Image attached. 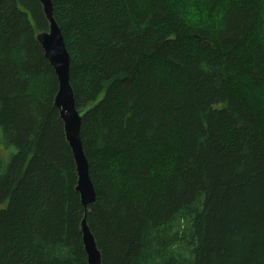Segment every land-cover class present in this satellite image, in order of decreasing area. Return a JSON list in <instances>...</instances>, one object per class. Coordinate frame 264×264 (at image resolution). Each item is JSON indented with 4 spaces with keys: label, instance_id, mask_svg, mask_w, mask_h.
<instances>
[{
    "label": "trees",
    "instance_id": "obj_1",
    "mask_svg": "<svg viewBox=\"0 0 264 264\" xmlns=\"http://www.w3.org/2000/svg\"><path fill=\"white\" fill-rule=\"evenodd\" d=\"M86 212L37 0H0V264H264V0H51ZM4 162V163H3Z\"/></svg>",
    "mask_w": 264,
    "mask_h": 264
},
{
    "label": "water",
    "instance_id": "obj_2",
    "mask_svg": "<svg viewBox=\"0 0 264 264\" xmlns=\"http://www.w3.org/2000/svg\"><path fill=\"white\" fill-rule=\"evenodd\" d=\"M42 6L48 21V29L35 34L36 41L42 47L44 57L52 66L58 80V89L54 97V106L59 110L63 121L65 139L71 149L75 163L77 181L75 190L79 193L84 211L96 201L95 190L89 175V163L85 155L81 125L84 116L92 106L77 108L73 89L70 84V55L64 38L53 17L51 0H37ZM82 243L86 253L87 264H102L101 252L87 224L84 213L80 222Z\"/></svg>",
    "mask_w": 264,
    "mask_h": 264
},
{
    "label": "rangeland",
    "instance_id": "obj_3",
    "mask_svg": "<svg viewBox=\"0 0 264 264\" xmlns=\"http://www.w3.org/2000/svg\"><path fill=\"white\" fill-rule=\"evenodd\" d=\"M10 151H12V150L9 149V151H8V153H7V156L5 155L4 152H1V153H0V157H3L2 159L5 158L4 161L9 160L8 158H10V156H9V155H10ZM3 163H4V162H3Z\"/></svg>",
    "mask_w": 264,
    "mask_h": 264
}]
</instances>
